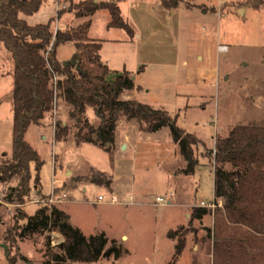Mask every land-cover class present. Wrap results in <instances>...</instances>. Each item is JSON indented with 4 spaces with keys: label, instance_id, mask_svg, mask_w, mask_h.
I'll list each match as a JSON object with an SVG mask.
<instances>
[{
    "label": "rangeland",
    "instance_id": "rangeland-1",
    "mask_svg": "<svg viewBox=\"0 0 264 264\" xmlns=\"http://www.w3.org/2000/svg\"><path fill=\"white\" fill-rule=\"evenodd\" d=\"M79 1L46 0L34 13L21 16L30 24L53 17L55 30L90 19L88 35L102 43L101 59L113 70L134 74L129 97L167 110L179 126L201 139L194 146L198 163L193 173H182L186 160L169 127L147 131L125 116L117 121L110 151L77 142L73 134L56 140L52 125L59 118L68 120L71 109L59 100L25 136L43 159L40 184L34 185L25 204H0V264H41L47 243L54 246L65 239L58 230L21 239L17 229L14 241L6 237L8 229L23 220L17 218L19 210H36L37 203L26 202L35 192L49 191L52 176L63 187H72L71 200L61 205L72 224L85 234L104 231L108 245L115 240L123 250L119 257L72 264H168L180 235L185 243L176 264H264V247L252 237L264 239V234L225 219L223 198L214 200L212 151L216 138L234 125L264 119V0H179L174 8H166L161 0H115L133 37L124 28L107 26L111 15L106 8L76 16L72 6ZM75 50L74 41H66L57 46L56 55L68 60ZM13 69L11 53L0 40V155L12 153ZM86 116L98 124L94 108H87ZM99 171L112 179L110 186L92 180ZM14 182L0 183V188ZM170 191L171 203L154 202ZM99 193L112 203L97 201ZM128 193L134 203H125ZM196 206H206L207 213L193 216Z\"/></svg>",
    "mask_w": 264,
    "mask_h": 264
},
{
    "label": "trees",
    "instance_id": "trees-1",
    "mask_svg": "<svg viewBox=\"0 0 264 264\" xmlns=\"http://www.w3.org/2000/svg\"><path fill=\"white\" fill-rule=\"evenodd\" d=\"M45 1L0 0V40L14 60L12 153L0 155V183L15 180L5 188L8 198L22 202L34 185L40 184L43 159L25 135L30 124L40 123L51 114L59 100L71 105L68 113L72 121L56 120V140L73 134L77 142H92L110 151L117 121L122 116L138 120L147 131L168 126L186 160L180 171L193 173L198 163L194 146L201 139L179 126L167 110L125 96L135 87L134 74L128 69L113 70L101 59L102 43L88 35L90 19L73 28L55 30L53 17L47 22L30 24L21 16L34 13ZM161 2L166 8L179 4V0ZM192 5L193 2H187V6ZM99 8L108 9L111 15L108 27L124 28L134 36L132 26L115 0H80L72 6L76 16L91 15ZM66 41H74L76 50L64 63L58 59L56 48ZM89 107L95 109L98 124L87 118ZM212 151L216 163L214 200L223 198L221 210L225 219L264 234V119L259 123L234 125L228 134L216 138ZM86 176L89 178L90 174ZM92 180L108 186L112 181L101 171ZM207 211L206 206H196L193 216L202 217ZM17 218L23 220L15 229H8L6 235L12 241L17 229L21 239L50 230H58L64 236L65 239L54 246L47 243L46 257L41 264L96 261L105 256L119 257L123 252L115 240L108 245L104 231L85 234L72 224L69 213L55 204L38 206L32 214L24 208L19 210ZM175 233L176 230H170V234ZM255 236L252 237L257 246L263 249L264 239ZM184 243L185 237L180 235L168 264H176ZM228 250L229 247L225 253ZM10 260L14 263L15 258L11 256Z\"/></svg>",
    "mask_w": 264,
    "mask_h": 264
},
{
    "label": "built area",
    "instance_id": "built-area-1",
    "mask_svg": "<svg viewBox=\"0 0 264 264\" xmlns=\"http://www.w3.org/2000/svg\"><path fill=\"white\" fill-rule=\"evenodd\" d=\"M58 3V2H57ZM221 48L224 47V45L220 46ZM59 179L52 177L51 179V186L50 189L47 193L41 194L36 192L35 194H31L30 199L26 202H31V203H37L38 205H53V204H58L67 201V192L59 185ZM174 194L173 191H170L169 194L165 196H156L155 198V203L156 204H169L172 201V195ZM97 201H113V200H106L104 194H99L97 196ZM134 203V199L132 195L127 196V201L125 203ZM0 204L6 205V206H21L25 203L23 202H18L14 201L7 196V191L6 189L0 188ZM202 205H205L204 202L201 203ZM208 205H213V203H208Z\"/></svg>",
    "mask_w": 264,
    "mask_h": 264
},
{
    "label": "crops",
    "instance_id": "crops-1",
    "mask_svg": "<svg viewBox=\"0 0 264 264\" xmlns=\"http://www.w3.org/2000/svg\"><path fill=\"white\" fill-rule=\"evenodd\" d=\"M161 3H162V2H161ZM162 5H163V4H162ZM130 92H131V91H130ZM130 92L126 93L125 96H126V97H129ZM48 115H50V114H48ZM48 115H47L46 117H48ZM46 117H45V119H46ZM66 120H67V119H65L64 122H69L68 120H70V119L68 118V120H67V121H66ZM12 123H13V122H12ZM50 123H51V121H50ZM32 124H34V123H32ZM32 124H30V125H32ZM51 125H52V124H51ZM28 128H29V127H28ZM52 130H53V135H54V138H55V127H54L53 125H52ZM25 136H26V135H25ZM70 172H71V170H67V173H70ZM52 177H53V176H52ZM56 178H57V177H56ZM58 184L61 185V186L63 187V183L59 182ZM73 187H74V186H73ZM71 188H72V187H70V188L63 187V189L67 192V194L69 193V191H70ZM47 192H48V191H45V193H47ZM35 193H36V192H35ZM99 194H101V193H99ZM99 194H98V195H99ZM98 195H97V196H98ZM128 195H132V194H131V193H128L127 196H128ZM67 197H68L67 201L62 202V203H58L57 206L60 207L61 205H64L66 202H68V201L71 200V198H69L68 195H67ZM74 199H75V198H74ZM105 202H108V203H109V202H111V201H105ZM111 203H112V202H111ZM38 206H39V205H38ZM37 208H38V207H37ZM37 208H36V209H37ZM61 208L64 209L65 211H67L64 207L61 206ZM67 212H68V211H67ZM125 236H126V235H125Z\"/></svg>",
    "mask_w": 264,
    "mask_h": 264
},
{
    "label": "water",
    "instance_id": "water-1",
    "mask_svg": "<svg viewBox=\"0 0 264 264\" xmlns=\"http://www.w3.org/2000/svg\"><path fill=\"white\" fill-rule=\"evenodd\" d=\"M63 62H64V63H66V62H67V60H64ZM4 247H6V246H5V244H4ZM7 253H8V251H7Z\"/></svg>",
    "mask_w": 264,
    "mask_h": 264
},
{
    "label": "bare ground",
    "instance_id": "bare-ground-1",
    "mask_svg": "<svg viewBox=\"0 0 264 264\" xmlns=\"http://www.w3.org/2000/svg\"><path fill=\"white\" fill-rule=\"evenodd\" d=\"M222 49H226V46L222 47Z\"/></svg>",
    "mask_w": 264,
    "mask_h": 264
}]
</instances>
